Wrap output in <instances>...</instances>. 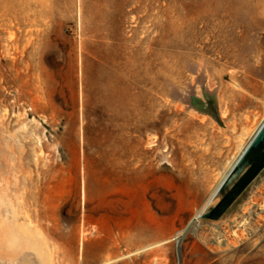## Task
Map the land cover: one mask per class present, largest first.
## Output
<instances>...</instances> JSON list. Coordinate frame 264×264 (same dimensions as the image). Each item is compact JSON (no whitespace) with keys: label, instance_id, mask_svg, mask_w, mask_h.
<instances>
[{"label":"rangeland","instance_id":"rangeland-1","mask_svg":"<svg viewBox=\"0 0 264 264\" xmlns=\"http://www.w3.org/2000/svg\"><path fill=\"white\" fill-rule=\"evenodd\" d=\"M255 59L264 0H0V264H264V172L187 227L264 117L262 76L228 105Z\"/></svg>","mask_w":264,"mask_h":264},{"label":"water","instance_id":"water-1","mask_svg":"<svg viewBox=\"0 0 264 264\" xmlns=\"http://www.w3.org/2000/svg\"><path fill=\"white\" fill-rule=\"evenodd\" d=\"M264 172V120L246 145L236 162L227 172L208 201L207 208L193 217L217 220L243 195ZM183 234L179 236L181 239Z\"/></svg>","mask_w":264,"mask_h":264},{"label":"bare ground","instance_id":"bare-ground-1","mask_svg":"<svg viewBox=\"0 0 264 264\" xmlns=\"http://www.w3.org/2000/svg\"><path fill=\"white\" fill-rule=\"evenodd\" d=\"M256 55L253 54L252 58ZM255 66L251 67H246L242 71V74H239L234 77L233 83L229 85L228 87V105L230 107V112L234 111L235 114L238 115L237 117V128L238 129H243L245 126L244 123L245 121L251 116V114L254 112L255 108L259 107L262 102V94L263 91L260 90L258 83L260 81V76L264 77V62H259L257 59L254 60ZM254 80L253 87H249V85L252 83ZM242 85V86H241ZM238 100V101H236ZM232 106V107H231ZM245 112H247L245 114ZM230 114V113H229ZM228 114V115H229ZM263 119L259 122L257 125L254 133L258 129V127L261 125L263 122ZM156 122H151L147 121L145 125H154ZM252 134V136L254 135ZM252 136L248 139V141L243 145L239 153L234 157V159L230 162L228 165L226 171L224 172L220 182L222 179L225 177L227 172L230 170V168L233 166V164L236 162L246 145L249 143L250 139ZM221 149L217 152L214 153H208L206 154L207 157L211 159L212 162L216 160V158L220 157ZM132 159H122L120 160L119 158H114L110 160L109 165H111L112 173L118 175L120 171H122L128 163H130ZM219 182V183H220ZM218 183V185H219ZM217 185V186H218ZM217 188V187H216ZM215 188V190H216ZM214 190V191H215ZM213 191V193H214ZM212 193V194H213ZM212 196V195H211ZM200 212H197L193 217H198L200 215ZM192 217V218H193ZM191 218V219H192ZM199 219V218H198ZM182 233L179 232L177 233V236L181 235Z\"/></svg>","mask_w":264,"mask_h":264},{"label":"trees","instance_id":"trees-1","mask_svg":"<svg viewBox=\"0 0 264 264\" xmlns=\"http://www.w3.org/2000/svg\"><path fill=\"white\" fill-rule=\"evenodd\" d=\"M207 95L209 96V102L203 101L199 96H197L195 85L191 84L187 90V95L181 96V98L191 104L203 105L205 110L219 118V111L213 94L211 92H207Z\"/></svg>","mask_w":264,"mask_h":264}]
</instances>
